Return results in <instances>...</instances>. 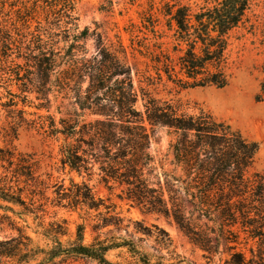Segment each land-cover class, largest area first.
Instances as JSON below:
<instances>
[{
  "label": "trees",
  "instance_id": "16d2710c",
  "mask_svg": "<svg viewBox=\"0 0 264 264\" xmlns=\"http://www.w3.org/2000/svg\"><path fill=\"white\" fill-rule=\"evenodd\" d=\"M253 1L207 0L195 7L167 5L163 15L168 30L174 31L178 42L175 51H181L182 56L178 73L170 64H162L160 57H155L159 79L162 80L164 72L169 81L183 90L226 87L229 83L227 52L233 33L246 23ZM5 2L0 0V48L3 56L11 59L6 62L11 65L2 69L0 77L16 76L17 81L25 82V88L31 85L32 90L23 92H36L38 100L43 101L40 108L49 109L47 105L51 104L50 95L54 91L74 93L79 109L75 120L62 118L58 126L51 116L40 117L37 125L49 136L64 137L61 164L81 177L82 182L72 180L71 189L53 186L56 198L50 201L51 186L38 174L35 155L0 145V210L4 211L0 223H6L18 234L0 240V264L4 259L11 264H65L73 258L112 264L108 254L120 249L139 256L135 264H190L174 251H169L170 259L159 256L153 261L134 242L113 236L110 227L121 232L133 222L127 220L124 226L126 219L115 212V206L93 194L88 181L96 174L109 191L122 188L120 199L144 213L172 218L195 245L212 252L215 246L210 234L215 231L206 233L191 224L178 197L183 191L196 212L218 222L217 242L222 238L227 243H237L241 233L257 240V255L254 248H251V259L235 250L228 264H264V176L251 173L259 144L248 141L209 112L188 113L171 101L155 98L144 87L138 90L132 69L125 64L127 54L123 46L112 51L100 38L97 54L90 56L86 40L95 33L89 28L78 32L76 28L71 34L68 28L76 20L75 0H16L10 2L12 10L7 13ZM39 9H47L56 20H64L66 28L42 33L39 26L32 31V23L39 20ZM157 22L148 21L146 28L152 27V32L157 33ZM61 41L71 42L60 48ZM179 46L184 48L178 49ZM15 55L16 59L25 61V66L15 63L12 59ZM23 68L26 74L22 76ZM256 100L264 102V79ZM140 102L142 111L137 109ZM159 127L173 136L171 148L181 172L174 179L177 188L167 183L169 199L161 184L149 178L154 161L150 148ZM49 202L53 207H80L87 214L96 212L92 221L98 235L94 241L85 242L87 226L79 224L74 239L64 247L61 238L67 235L65 220L54 219L46 225ZM29 218L37 222V228L42 231L39 234L52 242V246L34 244L27 233L28 226L17 220L27 224ZM238 224L240 230L235 231L233 228ZM104 229L109 230L104 233ZM154 229L143 228L148 235L158 234L160 246L169 250L172 246L169 234L157 226Z\"/></svg>",
  "mask_w": 264,
  "mask_h": 264
},
{
  "label": "rangeland",
  "instance_id": "374dc122",
  "mask_svg": "<svg viewBox=\"0 0 264 264\" xmlns=\"http://www.w3.org/2000/svg\"><path fill=\"white\" fill-rule=\"evenodd\" d=\"M11 1L15 2L16 0H6L4 12L12 10ZM206 1L75 0L76 20L74 26H68V28L71 29V34L76 28H78V32L89 28L91 32L95 33L86 40L90 56L97 54L100 38L103 44L112 51L121 50L120 46H123L127 55L125 59L120 56L124 59L125 64L132 69L134 83L138 90L140 87H144L155 98L171 101L188 113L209 112L217 120L231 125L248 141L258 143L259 152L251 168V173L259 172L264 176V102L256 100L264 79V0L253 1L246 23L233 33L231 46L227 52L226 74L229 83L226 87H197L183 90L169 81L164 72H162L163 78L160 80L155 69L153 60L155 57H160L162 64L163 62L170 64L177 73L180 70L179 58L182 56V52L175 51L178 42L174 38V31L168 30L166 25L167 19L163 15L167 9L166 6L176 4L195 7L203 5ZM211 1L213 0H209V2ZM12 17L16 19L15 14ZM38 18L39 20L32 23V31H35L39 26H41L42 33H45L46 30L57 32L59 28H61L60 30L66 28L65 21L62 19L60 21L58 18L56 20L55 16L50 14L47 9H39ZM37 21L42 24L39 25ZM148 21H158L155 25L157 33L152 32V27L146 28L145 24H149ZM30 40L31 36L28 37V41ZM60 40H62V36ZM69 43L61 41L59 47L64 48ZM181 48L184 46L178 47V49ZM23 51L25 52V50ZM12 59L15 60V63L25 66V61L16 59V55ZM10 60L3 56L2 48H0V73H2V69L11 65V63H6ZM23 69L22 76L26 74L25 68ZM16 78V76L11 79L0 77V145L35 155V159L39 163L38 174L51 186L48 191L51 201L56 198L53 186L58 184L71 189V181L75 180V182L81 183L82 178L61 164V147L64 144V137L62 135L49 136L40 130L37 122L40 121V117L47 119L48 116L55 119L57 125L62 118L75 120L79 109L72 91L62 93L54 91L50 95L51 104L47 105L49 109L40 108L43 101L38 100L36 92H23V90H32V86L27 84V88H25V82L17 81ZM87 84L86 82L85 88ZM137 109L143 110L142 102L137 105ZM172 140L173 136L167 129L156 128L150 148L154 161L149 169L151 173L149 178L152 182L161 184L166 199H169L166 191L167 183L177 188V182L174 179L181 175L175 164L171 148ZM85 180L88 181L87 178ZM88 183L97 198L104 199L107 204H113L115 212L126 219L124 226L128 224L127 220L133 222L129 229L123 227L121 232H116L114 226L110 227V230L114 231L112 235L134 242L141 253L149 255L153 261L159 256L170 259L169 251H174L176 255L190 264H228L231 254L235 250L244 253L247 259L253 257L251 248H254L256 255L258 254L257 240L248 239V235L244 233L240 234L237 243H227L222 238H220V242H217L215 239L219 235L218 222L209 220L196 212L183 191L179 192L178 197L184 214L191 224L200 231L203 230L206 233L215 231V234H210V236L213 246H215L214 249L217 251L208 252L195 245L172 218L154 213H144L139 208L120 199L122 188L109 191L101 183L98 174ZM48 204V212L45 216L46 225L54 219L66 222L67 235L61 238L64 247H68L74 239L79 224L87 226L85 242L90 244L94 241L98 235V232L93 229L94 222L92 221L93 218L95 219L96 212L87 214L80 207L71 209L63 206L53 207L51 202ZM16 210L19 209L16 208ZM3 214L4 211L0 210V215ZM9 215L13 216L12 213ZM17 220L21 225L28 226L27 233L34 239V244L42 247L52 246V242L39 234L42 231L37 228L38 224L32 218L27 219V224ZM135 222H139L141 228ZM154 226L164 229L169 234L172 240L169 250L160 246L157 240L158 234L148 235L147 231L143 230V228L155 230ZM233 229L239 231L240 224ZM108 230L104 229L102 232L106 233ZM17 235V232L10 230L6 223H0V240ZM104 238L106 236L103 235ZM138 257L133 256L126 249L113 250L108 254V259L112 264H135ZM2 262L11 264L6 259ZM65 264L99 263L85 258H73Z\"/></svg>",
  "mask_w": 264,
  "mask_h": 264
}]
</instances>
